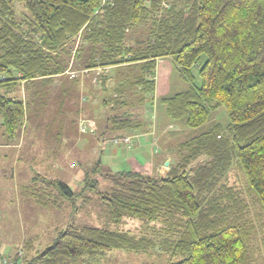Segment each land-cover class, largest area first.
<instances>
[{
	"label": "trees",
	"instance_id": "1",
	"mask_svg": "<svg viewBox=\"0 0 264 264\" xmlns=\"http://www.w3.org/2000/svg\"><path fill=\"white\" fill-rule=\"evenodd\" d=\"M14 3L31 18L18 20ZM145 26L151 27L146 45L127 46L126 34ZM78 36L74 54L84 70L137 67L139 74L124 85L129 89L116 93L134 91L141 105L154 100L158 60L171 58L180 76L192 80L191 69L205 56L200 86L159 101L167 123L189 130L179 136H193L179 145L180 160L164 178L121 171L111 176L107 192H98L109 223L138 220L142 236L68 224L23 264H88L111 251L155 249L169 256L167 264H256L243 236L253 224L249 206L225 180L236 159L264 223V0H0V126L7 140L15 138L28 109L12 96L14 87L62 73ZM220 108L228 124L208 125ZM124 116H109L108 131H145ZM38 180L28 188L38 204L74 200L61 181L41 180L49 191L37 193ZM24 247L32 250L31 243Z\"/></svg>",
	"mask_w": 264,
	"mask_h": 264
},
{
	"label": "rangeland",
	"instance_id": "2",
	"mask_svg": "<svg viewBox=\"0 0 264 264\" xmlns=\"http://www.w3.org/2000/svg\"><path fill=\"white\" fill-rule=\"evenodd\" d=\"M13 7L18 20L27 21L31 18L21 4L14 3ZM149 28L151 27L145 26L128 32L126 45L138 48L145 46ZM80 43L78 36L76 45L66 57L67 61L63 64L66 69L62 73L46 79H35L33 82L21 81L14 87L12 96L21 98L28 109L23 126L12 142L18 143L20 147L23 145L22 154H36L48 161L44 166H36V174L33 175L28 173L29 170L21 162L11 164L12 169L9 171L8 167L0 168V264H23L24 259L29 260L36 252L49 246L57 232L64 230L68 224L107 228L136 237L142 236L145 231L142 222L138 220L124 218L118 225L109 223L107 209L98 195V192L109 190L112 175L127 171L120 166L124 159H118L123 154L112 157V146L131 144V137L123 134L126 130L116 134L109 132L112 125H107L106 119L110 116L113 121L112 117L125 115L133 118L135 123H140L142 128L157 127L158 133L164 127L170 132L176 131L173 125H180L167 123L168 119L159 104L160 99L200 86L198 66L203 63L205 56L200 57L196 66L191 69L192 80L180 76V70L171 58L162 59L163 62L155 71L154 100L141 105L138 103L140 95H134V91L123 93L120 97L116 93L134 75L139 74L137 67L125 65L80 70L78 66H82L83 59L74 54ZM97 69H102V73H97ZM90 97L97 99L92 101ZM212 122L225 127L228 124L226 110L220 108L213 112L208 125ZM2 130L0 126V140L3 138V141L5 138ZM136 131L141 133L143 130ZM163 135L161 141L157 139V143L152 145L153 152L162 155L159 161L158 157L150 160L151 151L147 153L144 150V154H147L144 157L149 160V171L153 174L150 177L164 178L180 160L179 150L177 151L179 145L193 136H179V140L169 132ZM140 142L145 143V140L141 139ZM203 161L201 158L194 162L190 171ZM36 177L47 182L61 181L67 184L75 194L74 200L56 198L55 205L51 204L52 201L47 206L38 204L34 192L29 193L28 190L29 187L34 188L32 180ZM42 182L36 185L39 190L37 193L40 194L49 191ZM225 183L239 190L249 206L248 218L253 224L246 227L243 236L249 249H254L252 255L254 259H258L256 264H260L261 258H264L263 212L249 193L236 159L232 162ZM51 192L56 193L54 189ZM152 225L162 227L159 223ZM26 242L32 245V250L28 253L24 247ZM168 261L166 253L155 249L145 254L111 251L100 261L88 264H167Z\"/></svg>",
	"mask_w": 264,
	"mask_h": 264
},
{
	"label": "crops",
	"instance_id": "3",
	"mask_svg": "<svg viewBox=\"0 0 264 264\" xmlns=\"http://www.w3.org/2000/svg\"><path fill=\"white\" fill-rule=\"evenodd\" d=\"M162 62H163V60H158V62L156 64L157 65L156 69L158 68V65H160ZM78 68H80V70H84L83 67L78 66ZM100 70H102V69H97V73ZM95 99H97V98L90 97V100H92V101ZM0 124H1V121H0ZM148 126H150V125H148ZM173 127H175L176 131L170 132V131L166 130L164 127V129H161L160 133H158L157 127H154V129L152 127H146L145 131L143 133L142 132L140 133L139 131H136V130H127L123 134H127V136L131 137L130 146L125 145V144H117L116 146H112V148L110 150L112 152V157L113 158L119 157L120 154H123L122 157L118 158L120 160L124 159L123 160L124 165L121 163V165H120L121 167L126 168V170H129V169L130 170H136V171H139L140 173H142L144 175L152 176L153 174L150 173L151 170L149 171V166H148L149 160H147L148 157H146V158L144 157V155L145 156L147 155V154H144V150H146V152L149 150L151 151L152 157L150 155V160H153L154 157H158V161H159V159H161L162 155H156L155 152H153L152 145H154V142L157 143V139H160V141H161L162 137L164 136L163 134L165 132H169V134H171V136L178 138L179 135L187 133L189 131L183 126L173 125ZM101 132H103V130ZM180 132H182V133H180ZM166 134L168 135V133H166ZM137 138H138V140H137ZM2 139L0 140V160H1L0 168L1 167L2 168L8 167L9 168L8 171H9L10 169H12L11 164L17 165L18 163L21 162V165H25L27 167V169L29 170L28 173L29 174L31 173L33 175V174H36V173H34V168H36V166H38V165L44 166V163L48 161L47 158H45L43 156H38L36 154H26V153L22 154L21 150H22L23 145H22V147H20L18 145V143H15V142L13 143L12 140L10 141V140H7L5 138V140L2 141ZM141 139H143V141L145 140V143L140 142ZM168 146L171 147L172 145H168ZM115 163H117L116 160H115ZM4 165H6V166H4ZM0 172H1V170H0ZM0 178H1V176H0ZM31 178H32V176L29 178V182H30ZM41 182H42L41 179H39L38 183H41ZM42 183H44V182H42Z\"/></svg>",
	"mask_w": 264,
	"mask_h": 264
},
{
	"label": "water",
	"instance_id": "4",
	"mask_svg": "<svg viewBox=\"0 0 264 264\" xmlns=\"http://www.w3.org/2000/svg\"><path fill=\"white\" fill-rule=\"evenodd\" d=\"M166 165H167V163H166Z\"/></svg>",
	"mask_w": 264,
	"mask_h": 264
}]
</instances>
